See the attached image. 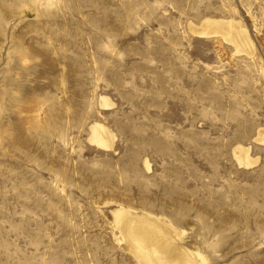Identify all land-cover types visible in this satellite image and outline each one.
I'll return each mask as SVG.
<instances>
[{"label":"rangeland","instance_id":"obj_1","mask_svg":"<svg viewBox=\"0 0 264 264\" xmlns=\"http://www.w3.org/2000/svg\"><path fill=\"white\" fill-rule=\"evenodd\" d=\"M263 130L264 0H0V264H138L118 209L264 264Z\"/></svg>","mask_w":264,"mask_h":264},{"label":"bare ground","instance_id":"obj_2","mask_svg":"<svg viewBox=\"0 0 264 264\" xmlns=\"http://www.w3.org/2000/svg\"><path fill=\"white\" fill-rule=\"evenodd\" d=\"M193 32L203 37L219 36L223 41L231 44L237 53L250 55L254 49L249 35L233 20L206 21L202 24L201 30ZM106 105V100L100 99V106ZM260 132L256 141L264 143V132ZM92 135L101 146L109 145L108 134L102 128L92 127ZM248 152L249 148L240 147L234 152L239 165L246 168L256 163L248 156ZM114 217L127 251L138 264H208L206 258L198 251L187 250L183 246L179 239L182 233L160 219L131 215L123 209L116 210Z\"/></svg>","mask_w":264,"mask_h":264}]
</instances>
